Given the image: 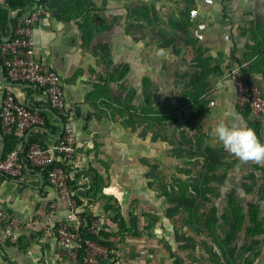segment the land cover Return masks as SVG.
Returning <instances> with one entry per match:
<instances>
[{"label": "crops", "instance_id": "0c3cea01", "mask_svg": "<svg viewBox=\"0 0 264 264\" xmlns=\"http://www.w3.org/2000/svg\"><path fill=\"white\" fill-rule=\"evenodd\" d=\"M0 10L7 12V25L2 28L0 24V37H4L10 35L17 13L7 0H0ZM141 10L145 15L138 14ZM27 11H34V5ZM127 18L131 29L124 30L121 19L120 34L123 41L130 42V49L123 50L121 44L115 51L124 56L131 52L133 61L127 69L133 71L139 86L136 90L133 84L135 90L126 99L132 107L148 103L165 112L180 103L177 127L173 125V115H163L170 118L163 122L164 157L157 153L163 173L155 171L158 140L151 134L155 123L148 119L147 137L141 140L145 139V134L141 135L145 129L140 126V112L132 110L126 114L123 105L114 103L115 99L125 100L107 80V73H113V64L84 61L75 45L80 30L74 23L66 25L47 14L35 29L36 56L58 72L66 98L74 108L78 151L70 173L81 212L102 220L110 217L118 225L104 228L114 247L115 264H159L157 257L163 244L158 227L161 221L164 226L169 221L171 198L182 193L175 190L184 184L201 182L206 167L212 177L207 200L218 232L234 229L228 206L235 200L242 209L245 226L250 224L248 217L252 212L263 231L256 237L246 236L243 231L238 243L249 247L248 254L255 255L253 252L258 249L264 256V163L236 158L212 135L214 127L224 122L253 128L264 141V111L259 116L241 112L233 85L225 78L239 62L248 61L252 83L264 97V0H137ZM0 79L5 80L1 60ZM99 86L107 89L111 100L98 95ZM8 90L17 101L46 119V127L32 135L33 141L53 146L60 136L61 122L50 109L45 94L25 84L8 86ZM109 101L113 107L118 104L115 107L121 111H108L105 103ZM183 102L189 104L182 107ZM150 117L155 114H148ZM129 118L132 126L138 124L137 128L125 129ZM16 146L17 142L4 137L0 128V150L7 153ZM174 149L178 154H174ZM172 167L179 169L178 174H166ZM156 175L163 182L175 183L176 189L171 184L170 189L156 191L149 184ZM53 203L57 204L55 222L65 221V203L39 171L26 170L17 180L0 175V205L18 224L46 219ZM222 216L229 220L224 221ZM153 232L159 236H152ZM14 235L16 242L12 243L0 228V264H71L57 256L55 241L45 238L40 228L18 226ZM205 236V241L213 240L212 247L221 245L217 235Z\"/></svg>", "mask_w": 264, "mask_h": 264}, {"label": "built area", "instance_id": "2783aa9c", "mask_svg": "<svg viewBox=\"0 0 264 264\" xmlns=\"http://www.w3.org/2000/svg\"><path fill=\"white\" fill-rule=\"evenodd\" d=\"M12 1L7 0L8 5ZM24 1H30L34 11H27L30 6L12 9L17 13L13 28L10 35L0 37V60L5 75V80L0 79V128L4 137H14L17 142L16 148L7 153L0 150V175L17 180L26 170L39 171L65 203L67 214L65 221L55 222L57 204L53 203L46 219L18 224L0 205V228L12 243L16 242L14 230L18 226L40 228L45 238L55 241L57 256L71 264H113L109 250L100 240L105 227L118 225L110 217L105 220L85 217L80 210L70 173L78 151L74 108L66 98L58 72L36 56L35 29L43 18V2ZM250 65L248 61L239 62L225 78L233 85L238 109L259 116L264 111V97L252 83ZM15 84H25L45 94L50 109L61 122L60 136L53 146L33 141L32 135L44 130L47 122L40 112L17 101L8 90V86Z\"/></svg>", "mask_w": 264, "mask_h": 264}, {"label": "rangeland", "instance_id": "374dc122", "mask_svg": "<svg viewBox=\"0 0 264 264\" xmlns=\"http://www.w3.org/2000/svg\"><path fill=\"white\" fill-rule=\"evenodd\" d=\"M136 1L133 3L132 0H49L48 8L50 10V13H48L49 18H55L59 22L66 25L74 23L78 26L80 36L75 45H77L79 51L83 54L82 58H84L85 62L92 64L99 62L104 63L105 65L113 64V73H107L109 74L107 75V78H109L107 80L111 81L110 85L115 88L117 95L121 93L123 94L121 97H123L125 101H122V99L119 98V102L117 101V103H121V105L124 104L123 107L126 110L129 108L128 110L131 111H129L130 113H132V103L126 98L127 96L130 98L131 92L135 89L137 90L139 86L138 82H135L136 77L132 75L133 71L130 68L127 69V67L132 65V54L129 52L126 56L117 55L115 49L121 44H123L121 46L123 50L130 49V42L127 43V40L125 39L123 41V36L120 34V32H122L120 31V22L122 17H124L122 19L124 30L131 29V22L127 17L132 15ZM55 13L63 16L64 18L62 20L57 19L55 17ZM67 19L70 20L68 21ZM125 33H127V31H125ZM86 40L88 42H86ZM114 63L116 65H114ZM122 77L123 79H121ZM133 84L135 85L133 86ZM132 86L135 89H133ZM141 97L142 96L140 94V98ZM126 102H129V104L126 105ZM114 103H116V99ZM112 104L113 103L111 101L105 103V106L109 107V109L107 108L108 111H118L116 108L119 106L115 107V105L118 104H115L114 107ZM126 120L127 125L125 129L137 128L138 124L132 126L131 118ZM140 126L145 129V131L141 133V135L145 134V139L141 138V140L145 141L147 137V122L140 121ZM154 127L155 130L153 133L151 132V134H154L155 140H158L156 143L158 148L155 150L156 154L154 156L156 158V162L154 163L156 165L155 171L158 173H160L159 171H162L163 173V168L159 166L161 164L159 163L160 160L157 153L161 154L160 158L164 157V152L162 150L163 146L161 144V140L165 137L164 123H155ZM175 150L176 149L172 151L174 152ZM174 154H178V151H175ZM173 163L174 162H172V164ZM127 168L129 167L127 166ZM178 170V168L172 167L169 173L166 171V174L176 175L178 174ZM142 172L143 171L141 170V174ZM149 184L151 187H154L156 191L159 190L161 192L163 191V188L170 189L171 184H173V188L175 186V183L169 184L168 182L161 181L160 175H156L155 181ZM179 191L183 193L184 188L180 187V190H175L176 193ZM179 195H173L171 200L170 212L167 216L169 221H166L165 226L161 221V226L158 227L161 228L160 236L159 234H155V232L151 233L152 236H159L161 238V243L163 244L161 246L162 251L157 257V262H159V264H264V256L261 251L258 249L255 251L252 250L255 255H250L248 254L250 251L249 247L238 243L243 239L240 236L242 235L240 233L232 231H227L226 233L217 232L216 235L218 236V240L221 242V245L212 247L211 242L213 240L205 241L206 234H199L195 237L188 232L181 221L183 214L182 202L178 199V197L182 198L183 194L179 193ZM209 208H211L209 201L206 200L204 209L208 211ZM209 216H211L210 213ZM136 237L137 236H135V238ZM227 241L232 245L230 250L227 249L228 251H226V256L224 255L223 250L226 249L224 243ZM127 264H129V261Z\"/></svg>", "mask_w": 264, "mask_h": 264}, {"label": "trees", "instance_id": "16d2710c", "mask_svg": "<svg viewBox=\"0 0 264 264\" xmlns=\"http://www.w3.org/2000/svg\"><path fill=\"white\" fill-rule=\"evenodd\" d=\"M43 2V16L47 15L50 13L49 4L48 0H42ZM11 9L16 10L18 8H26L31 6L30 1H24V0H13L10 5ZM144 12L146 13V10L144 9ZM142 10L138 12L140 15H145ZM55 17L57 19L62 20L64 17L61 15H58L55 13ZM68 21L70 19H67ZM7 12L5 10H0V24L2 28H4L7 25ZM86 42H88L86 40ZM251 69V67H250ZM251 71V70H250ZM148 79L144 81V90L145 92L148 91L149 87L148 86ZM107 89L105 87H97V92L100 97H103V99L107 98L108 100V95H107ZM104 92V93H103ZM146 98L145 100L148 99V96L145 94ZM111 98V97H110ZM109 98V99H110ZM119 99H116L118 101ZM119 102V101H118ZM147 102V101H146ZM121 104V103H120ZM126 105L129 104V102L125 103ZM152 104V103H151ZM189 104V102H183L181 104L182 107H186ZM124 106V104H123ZM157 107V106H156ZM151 108V105L148 103H145V105L141 104L139 107H132V110H135V112H140V118L145 122L148 121H153L155 123H163L164 121H167L170 118L163 117L165 113L173 115V125L174 127H177L179 124V116H178V109L180 108V103L178 107L174 106H169L167 109V112L158 109V108ZM117 109V108H116ZM129 109V108H128ZM127 109V110H128ZM126 109L123 111L126 114L130 115V110L127 111ZM120 112L121 110L118 109ZM130 111V112H129ZM244 113H250V110H246ZM148 114H155V117H150L148 118ZM170 121V120H169ZM10 140H14L16 142V139L14 137H8ZM205 170L207 171L204 176L202 177L201 182H195L192 181L191 183L184 184L183 188L184 191L182 198L178 199L182 202V209L184 212V216L182 218V223L185 227H187L188 232H190L193 236H197L201 232H203L206 235H209L211 237H215L216 233L218 232L217 224L213 222L211 219V216H209V213L211 214V210L209 209L208 211L204 209V205L206 203V200L208 198V195L211 191L212 187V177H211V170L207 169L205 167ZM176 189V188H175ZM179 189V188H178ZM180 192V191H179ZM172 199V198H171ZM228 211L232 217V221L235 223L234 229H231L232 232H237V233H242L245 231V235L249 237H256L260 236L263 234L262 231V225L261 222L259 221V218L254 213L249 212V217L250 219V224L246 227L245 226V217L242 215V209L239 208L238 204L235 202V200H231L229 202L228 206ZM85 217L86 216L84 214ZM222 219L224 221H228L229 219L227 216H222ZM231 232V231H230ZM102 240L100 242L109 250L110 252V258L113 259L114 256L112 254L114 247L111 245V243L108 241V237L105 234V232H102L101 234ZM95 240H98V238L94 237ZM225 244V250H223L224 255L227 256L226 251L231 249V244L228 242L224 243ZM224 248V247H223ZM228 249V250H227ZM117 262V259L116 261ZM113 262V264H115Z\"/></svg>", "mask_w": 264, "mask_h": 264}, {"label": "clouds", "instance_id": "9594fccd", "mask_svg": "<svg viewBox=\"0 0 264 264\" xmlns=\"http://www.w3.org/2000/svg\"><path fill=\"white\" fill-rule=\"evenodd\" d=\"M223 149L244 161L264 163V141L250 127L229 126L224 122L217 124L212 130Z\"/></svg>", "mask_w": 264, "mask_h": 264}]
</instances>
